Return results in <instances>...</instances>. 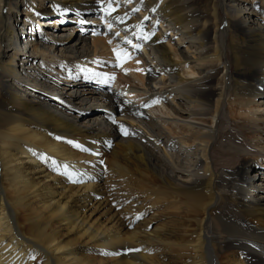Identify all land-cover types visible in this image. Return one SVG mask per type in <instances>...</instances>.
Returning <instances> with one entry per match:
<instances>
[{
    "label": "bare ground",
    "instance_id": "1",
    "mask_svg": "<svg viewBox=\"0 0 264 264\" xmlns=\"http://www.w3.org/2000/svg\"><path fill=\"white\" fill-rule=\"evenodd\" d=\"M171 1L0 0V264H264L259 137L217 147L264 124V2ZM115 47L139 70L107 87Z\"/></svg>",
    "mask_w": 264,
    "mask_h": 264
},
{
    "label": "rangeland",
    "instance_id": "2",
    "mask_svg": "<svg viewBox=\"0 0 264 264\" xmlns=\"http://www.w3.org/2000/svg\"><path fill=\"white\" fill-rule=\"evenodd\" d=\"M201 1H203V0H201ZM259 1H262V2H264V0H259ZM182 3H183V0H172L171 1V4H170V8L171 9H174L175 11H178V12H181L182 10H181V8H182ZM201 6H202V3L200 4ZM39 12H42L41 14H45V12H46V7H40V9H39ZM70 15L69 16H71V14L73 13L72 11L71 12H68ZM43 19V18H42ZM66 20V19H65ZM81 20H83V19H80V21ZM69 23H71V22H68L67 21V24H69ZM73 23V22H72ZM90 23V21L89 20H85V23H79V22H77V23H74V25H71V26H73V27H78V28H80L81 26H84V28L86 29V30H84L83 32L86 34V36L88 35L89 36V34L90 33H93L94 34V31L93 30H90V29H92L94 26H90V25H88ZM35 25V24H34ZM33 32L34 33H36V31H37V29H36V27L35 26H33ZM58 31V28L56 29V32ZM70 31V30H69ZM87 36V38L89 39V37ZM94 36L95 37H97L98 36V38L99 37H101V34H99V32L96 34H94ZM163 42H164V40H163ZM114 49H116L117 51H118V47H115V48H113V49H111L110 50V55L113 57V58H110V55H106V59L107 60H110V62L112 63V67H110V71H112V70H114V71H112V73H114L113 75H110V74H105V76L107 77V79L108 80H105V83L106 84H104V85H106L107 87H111V86H114V85H116L117 83H119L120 82V79H119V75H117L118 73H116V71L118 70L119 71V69H122V68H129V67H133V68H137V69H139V66L137 65V64H135L134 63V65H131L130 63H133L132 61H133V59H135V57H132V58H130L131 59V61H130V59L129 58H126L123 54H121V56H120V59H117V54L115 53V52H113V50ZM230 49H231V51H236V50H238V45L236 44V43H234L232 46H230ZM259 55L260 56H262V57H264V50L263 49H261L260 51H259ZM128 60V61H127ZM115 61V62H114ZM128 63H127V62ZM130 61V62H129ZM114 63V64H113ZM120 67H119V66ZM115 67V68H114ZM247 67V68H246ZM50 68H51V72H54V69L56 68V65L55 64H53V65H50ZM248 68H250L249 66H245L244 67V71H247L248 70ZM105 68H101L100 69V72L101 73H103V72H105L106 71V69L104 70ZM117 71V72H118ZM106 73V72H105ZM79 74H82V72H79ZM77 75L75 78H77V80H81V79H79L80 77H81V75ZM83 75H85V76H90L91 77V73H89V72H84L83 73ZM116 76V77H115ZM111 77V78H110ZM89 80H90V78H89ZM79 83L80 84H83V82L82 81H79ZM57 94V95H56ZM56 94L54 95V96H52V97H54V99L56 100V99H58V97L59 98H61L62 99V101L63 102H61L60 100V103H64L65 101V98L64 97H62L61 95H60V92H58V90L56 91ZM15 106H18V105H15ZM99 109H102V107L101 106H99L98 107ZM150 108H152V110L154 111V112H158V110L160 109V108H162L161 106H159V105H157V104H155V103H152L151 105H150ZM262 108V107H261ZM107 113H108V110L106 111ZM261 113L262 114H264V111H261ZM263 117H264V115H263ZM232 124V125H231ZM241 125V124H240ZM249 126V124L247 123V125L246 126H237V127H234L233 126V122H231L230 124H228V122L226 121V120H223V123L221 124V126H220V128H219V130H220V133H221V139L219 140V142H218V149H219V151L220 152H227V150H229V151H236V152H238L239 154H241V155H243V154H246V153H244V152H248L249 151V147H248V144H247V142L246 141H244V138H243V136H242V133H241V131L240 130H242V129H245L246 131H247V133H249V135H250V137H252V140H253V137H255V135L257 136V137H259V138H257L258 139V143H256L257 144V146H256V144H254V145H251V151H253V153H254V156H249V157H251L252 159H255V158H257V157H260V156H262V154H264V135L263 134H260V135H257V132L258 131H260V130H262V128H264V124H260V125H257L256 124V126H254V131H249L250 130V128L248 127ZM264 130V129H263ZM227 144V146L226 147H224L225 145ZM245 150V151H244ZM257 150H259V151H257ZM154 188H156V187H154ZM153 188V189H154ZM161 188V187H160ZM153 189H151L150 191H151V194H153V195H155V196H157L159 199H162V197L158 194V192H154V190ZM157 189V191H158V187L156 188ZM157 193V194H156ZM132 203V204H131ZM129 204V205H128ZM125 205L126 206H128V208L127 209H129V210H132L133 209V199L132 200H126V202H125ZM125 205H123V206H125ZM131 205V206H130ZM139 205V204H138ZM138 205H136V206H138ZM122 205H120V206H117V208H114V210L116 211H119L122 207H121ZM129 207H131V208H129ZM148 207V208H147ZM153 207H155V206H150V205H147V206H145V209H147V212H145L144 213V218H148V216L150 215V213H151V210H156L157 211V213H161L162 211H163V213L165 214L166 212H165V210H161V207H159V209L158 208H153ZM150 211H149V210ZM102 213V211H98L97 213H96V215H98L99 216V219L100 220H105L106 218H108L111 214H109V213H106V212H104L103 214H101ZM162 214V213H161ZM95 215V216H96ZM158 215H160V214H158ZM120 216L121 217H123L122 216V213L120 212ZM138 216H139V214H138ZM128 217H129V215H128ZM140 218L141 217H139L138 218V220H137V223H140ZM155 221H154V220ZM157 218H149V220H148V228H150L151 229V227L154 225V224H157V225H160V223H162V220H160L159 222H158V220H156ZM132 222H133V217H132ZM97 223H99V222H95V226L96 225H98ZM133 230V223H132V225L129 227V228H127V231H132ZM83 250L85 249V247H81ZM123 250L124 251H126V250H128L126 253L127 254H129V253H131L132 251H133V247L132 246H130V247H128V248H123ZM160 254L159 255H161L162 257H161V264H175V263H172V262H166V259H165V256H167L166 254H164V252H159ZM168 254V253H167ZM96 255V254H95Z\"/></svg>",
    "mask_w": 264,
    "mask_h": 264
},
{
    "label": "snow or ice",
    "instance_id": "3",
    "mask_svg": "<svg viewBox=\"0 0 264 264\" xmlns=\"http://www.w3.org/2000/svg\"><path fill=\"white\" fill-rule=\"evenodd\" d=\"M113 2H115V0H108V4H109V7H111V4L113 3ZM129 2H130V0H129ZM137 11H138V9H136ZM65 11H67L66 9H65ZM112 11H115V9H112ZM110 14V13H109ZM116 19H120L119 17H116ZM145 19H147V17H145ZM64 21H61V23H63ZM79 23H85V21H83V20H81ZM107 27H108V29L109 30H111L112 29V27H113V25H112V23H109L108 25H107ZM115 35H117V36H119V33L117 32V33H115ZM143 39L144 40H148V39H150V36L149 35H144L143 36ZM127 43H131V41H126ZM133 47L134 48H137V49H140L141 48V45L140 44H134L133 45ZM114 52L117 54V58L119 59L120 58V56H121V54H123L126 58H130V55L126 52V50H120V51H117L116 49H114ZM137 63H139V61H137ZM119 66V65H118ZM139 70V69H138ZM127 71V70H126ZM154 103H156V102H158V101H153ZM145 106H147V105H145ZM113 122H115V121H113ZM120 129H121V131L123 132V134H125V135H127L128 134V131H127V129L123 126V125H120ZM58 139H59V137H58ZM70 143H75V142H70ZM77 147H81L80 145H76ZM85 150H87V149H85ZM66 168H67V166H65ZM73 182H76V181H73Z\"/></svg>",
    "mask_w": 264,
    "mask_h": 264
}]
</instances>
